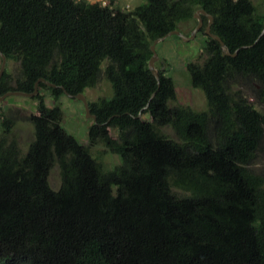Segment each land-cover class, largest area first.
Returning a JSON list of instances; mask_svg holds the SVG:
<instances>
[{
  "label": "trees",
  "instance_id": "16d2710c",
  "mask_svg": "<svg viewBox=\"0 0 264 264\" xmlns=\"http://www.w3.org/2000/svg\"><path fill=\"white\" fill-rule=\"evenodd\" d=\"M200 10L232 53L207 36L203 61L187 64L206 97L201 112L174 104V79L150 70L154 41L198 25ZM263 31L264 9L252 0H146L133 10L0 0V51L19 65L16 79L5 72L0 95L32 93L45 79L59 87H40L59 100L105 77L114 94L90 102V146L121 159L105 171L42 94L26 154L12 137L16 118L1 114L0 264H264V175L251 168L264 112L242 89L264 103Z\"/></svg>",
  "mask_w": 264,
  "mask_h": 264
},
{
  "label": "rangeland",
  "instance_id": "374dc122",
  "mask_svg": "<svg viewBox=\"0 0 264 264\" xmlns=\"http://www.w3.org/2000/svg\"><path fill=\"white\" fill-rule=\"evenodd\" d=\"M88 3L101 2L104 6L113 1L115 8L123 10H133L137 6L144 4L146 0H84ZM261 10L264 9V0H252ZM197 23L193 22L182 27L183 33L190 38L189 41L172 36L158 45L160 58L156 62L158 70L166 71V75L173 78L177 87L176 105L190 106L197 111L208 110V105L204 92L192 86L190 74L187 70V64L197 62L204 52L207 35L204 33V27L194 36L193 30ZM108 61L103 64V69L107 66ZM2 59L0 57V70ZM5 72H8L11 78L16 79L19 73V65L13 61L7 60ZM14 84V82H12ZM244 94L259 111L264 112V103H260L255 91L251 87L244 86ZM39 94L44 96V100L49 107H61L63 111L62 125L68 133L76 137L82 144L90 146L89 128L94 124V120L86 118L85 105L81 100L63 95L57 100L48 90L39 88ZM112 84L103 77L99 84L85 92L89 102H94L100 98L113 97ZM3 96V95H2ZM0 95V97H2ZM35 97L10 96L0 99V137L2 136L1 114L6 113L16 118V125L13 130V139L17 141L22 152L27 153L30 144L34 140V126L29 120V116L38 113L39 101ZM114 132V130H113ZM163 132L174 140H178L175 132L171 127H166ZM92 155L102 164L105 171H112L121 164L118 155L111 153L102 143L90 146ZM251 168L264 175V139L261 147L256 154V158ZM49 183L54 190H59L62 185L61 172L58 165L54 166L50 173Z\"/></svg>",
  "mask_w": 264,
  "mask_h": 264
},
{
  "label": "water",
  "instance_id": "95a60500",
  "mask_svg": "<svg viewBox=\"0 0 264 264\" xmlns=\"http://www.w3.org/2000/svg\"><path fill=\"white\" fill-rule=\"evenodd\" d=\"M202 15L206 16L209 18L210 20V24L209 26L206 28V35L219 41L224 52L227 54V55H232L230 49L228 48V46L223 42V40L215 35L214 33L211 32V25L213 24V21H214V17L210 14H208L205 10H200L196 13L195 15V18L198 20V25L195 27V29L193 30L192 34L195 36L198 31H200L203 27H204V20H203V17ZM179 36L180 38H183L187 41L190 40L189 37H187L184 33H182L181 31H172L170 32L169 34L165 35L164 37L162 38H159L157 40L154 41L153 45H152V52H153V58L151 59L150 61V70L152 71V73L154 74V76L160 80V72L159 70L157 69L156 67V62L158 61V59L160 58L159 56V53L157 51V47L159 44H161L163 41H166L168 38L172 37V36ZM264 35V31L262 32L261 36L262 37ZM236 54H234V56H236ZM0 57L2 59V66H1V70H0V85H1V81H2V78L5 74V70H6V66H7V58L6 56L0 51ZM45 83L46 85H48L49 87H52V88H58L59 86L55 85V84H52L48 81H46L45 79H41L40 81H38L35 85V90L34 92L32 93H26V92H20V91H11V92H8L6 94H4L2 97H0V99H5L7 97H10V96H25V97H36L38 94H39V88H40V83ZM62 89H64L63 87H61ZM65 94L71 98H75V99H78V100H81L84 105H85V109H86V118H91L94 120V122L97 124V119L95 117V115H93L91 113V108H90V102L88 101V99L86 98V96L84 94H79V95H71L70 93H68L65 89ZM156 94H153L152 98L155 97ZM148 107V106H147Z\"/></svg>",
  "mask_w": 264,
  "mask_h": 264
}]
</instances>
